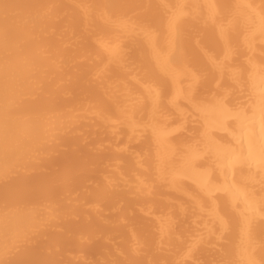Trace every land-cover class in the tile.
<instances>
[{"label": "bare ground", "instance_id": "1", "mask_svg": "<svg viewBox=\"0 0 264 264\" xmlns=\"http://www.w3.org/2000/svg\"><path fill=\"white\" fill-rule=\"evenodd\" d=\"M0 264H264V0H0Z\"/></svg>", "mask_w": 264, "mask_h": 264}]
</instances>
